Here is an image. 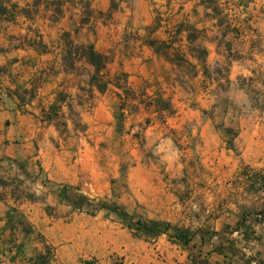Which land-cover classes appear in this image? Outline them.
<instances>
[{"label": "crops", "instance_id": "1", "mask_svg": "<svg viewBox=\"0 0 264 264\" xmlns=\"http://www.w3.org/2000/svg\"><path fill=\"white\" fill-rule=\"evenodd\" d=\"M219 1L213 5L220 7ZM232 1L236 4L229 12L224 10L231 15L230 30L224 21L218 24L209 19L201 23L199 33L206 31L203 40L207 60L218 58L219 50L223 54L221 39L228 42L230 50L225 53L231 54V80H251L252 91L259 98L241 101L243 112L236 117L190 119V131L184 137L189 149L178 151L171 147L169 139L161 140L159 160L167 179L152 181L145 187L149 190L137 193L135 199L147 205V222L165 224L167 233L142 239L118 230L123 239L115 248L111 216L84 218L62 200L63 190L87 197L110 194L112 177L109 169L96 166L89 173L85 165L79 166L81 159L73 157L71 146H66L69 142L59 140L55 122L42 121V110H62L73 101L65 98L64 102H57L63 86L56 83L53 75L41 83L50 79L55 82L46 97L40 95L43 85L33 90L27 112L18 109L16 103L9 108L0 107V159L23 165L24 179L19 190L5 189L3 195L0 192V264H115L113 253L123 259V264H264V0ZM165 2L166 14L153 4L151 22L137 30L126 26L118 35L109 37L111 48L107 50L120 46L130 55L148 52L175 67L136 39L125 38V33L142 37L144 28L153 24L158 14L162 26L154 36L165 39L168 28L173 47L186 48L185 37L175 39L169 22L172 0ZM199 3L194 7L201 6ZM183 4H187L186 0ZM32 51L29 47L27 51L17 49L15 55ZM63 53L60 47L56 54L60 69ZM50 54L46 51L40 55ZM32 68L27 80L30 90L40 76H45L41 67ZM70 74L76 76L72 70ZM78 86L75 85V92L79 91ZM109 88L120 89L109 83L103 93L96 95L105 94ZM109 123L107 118L99 126L110 132ZM220 125H233L235 134L228 137ZM27 172L35 179L32 184L41 194L39 200L27 199ZM42 179L48 182L42 183ZM176 230L187 233V245L169 238Z\"/></svg>", "mask_w": 264, "mask_h": 264}, {"label": "rangeland", "instance_id": "2", "mask_svg": "<svg viewBox=\"0 0 264 264\" xmlns=\"http://www.w3.org/2000/svg\"><path fill=\"white\" fill-rule=\"evenodd\" d=\"M9 1L15 6L12 20L7 24L0 22V107L9 108L16 103L18 109L20 107L27 112V101L32 99L27 94L30 90L27 80L33 66L41 67L45 76H40L32 88L53 75L56 83L62 84L60 95L64 99L73 98V101L67 103L70 104L68 107L51 112L57 124L59 140L70 143L66 146H71L69 150L73 157L81 159L78 165H85L89 173L98 166L109 169L112 177L110 194L85 196L87 200L81 201L79 197L82 194L69 191L62 200L84 218L99 214L111 216L113 244L118 248L123 239L118 230L124 229L133 235L126 228V223L109 212V208L116 206L124 209L133 220L130 224L147 222V205L137 203L135 196L149 190L145 187L152 181L167 179L165 167L159 160L158 150L163 145L161 140L169 139L171 147L178 151L189 149L184 137L190 131V119L236 117L243 112L239 107L241 101L259 98L256 97L259 94L252 91L251 80H231V54L225 53L230 50L225 40L221 39L219 43L225 51L222 54L219 50L218 58H206L201 63L191 58L197 56L191 53L192 46L205 49L203 38L206 31L199 33L201 23L205 24L209 19L218 24L224 21L228 24L227 30H230L231 15L228 10L236 3L220 0V7H216L213 0L211 3L207 0H186V5L184 0H172L169 22L175 39L183 40L185 37L187 47L183 51L195 67L193 69L177 65L170 67L148 52L130 55L120 46L107 50L110 47L109 37L118 35L126 26L137 30L149 24L153 4L159 10L163 8L161 13L166 14V0ZM198 2L201 6L194 7ZM224 10L228 12L224 13ZM67 42L73 45L92 44L98 53L111 55L100 80L109 82L111 86L118 82L122 88H109L105 94L97 96V91L94 93L89 85L91 68L85 63L72 61V57H68L71 61L63 62ZM28 47L34 53H22L20 57L15 55L17 49L27 51ZM60 47L64 51L62 69L56 58ZM46 51L51 54L40 55ZM51 62L52 66L49 65ZM71 70L76 76L70 74ZM52 80L41 84L42 97H46L55 85ZM76 84H79L77 92L74 91ZM237 88L245 92H238ZM155 99L169 102L170 112H154L151 105ZM107 118L110 120V132L99 126ZM222 126H219L221 132L228 137L235 134L233 125ZM22 174L23 165L0 159L1 195L5 189L19 190L20 182L24 180ZM29 175L27 172V199L39 200L41 194L32 184L35 179ZM41 182L48 181L42 179ZM113 255L116 256L115 264H123L117 253Z\"/></svg>", "mask_w": 264, "mask_h": 264}, {"label": "trees", "instance_id": "3", "mask_svg": "<svg viewBox=\"0 0 264 264\" xmlns=\"http://www.w3.org/2000/svg\"><path fill=\"white\" fill-rule=\"evenodd\" d=\"M207 1L211 3L212 0ZM213 3H215V0H213ZM13 8H15V6H13L9 0H0V21H11L13 17ZM161 22L162 20L157 14L155 20L153 21V24L144 28L145 34L142 37L137 36L136 33H125V38L136 39L137 41L141 42L142 46L150 49L155 56L161 58L170 65H177L181 68L186 66V68L192 67L193 69H195V67H193L188 61L186 54L181 46L177 48L173 47L171 30H169L168 28L165 29L164 34L167 35L165 39L154 36L155 32L162 26ZM66 47V55L62 59L63 62H66L67 60L71 61V59H69L68 57H72V61L74 60L75 62L85 63L92 70L89 81L91 89H95L98 93H103L107 89L109 82H103L100 80V78H102L107 65L110 63V56L98 53L92 44L73 45L71 42H67ZM71 49L73 50V53H71ZM191 49V53L197 54L195 59L198 61V63L205 61L207 56V52L205 49L199 46H192ZM180 64H182V66H180ZM1 71L2 69L0 68V73ZM117 83L118 82H116L115 87L122 88L121 85ZM34 89L35 88H32L29 92H27L29 97H34ZM64 100V97L59 94L57 102H64ZM151 107H153V110L155 112H170L171 109L170 103L161 99L153 100ZM54 110L56 109L49 108L48 111L42 110L40 114L42 121L47 124H52L53 119L51 112ZM54 125L57 128V124ZM68 193L69 192L67 190H63L61 192V198L63 199L64 196ZM79 200L86 201L87 198L85 196H80ZM109 212L115 214L123 222H125L126 228L132 232V235L135 238L158 237L159 235L165 234L168 231V226L159 222L149 221L145 223L142 221H136L134 222V224H130V222L133 221L131 217L124 209L120 210V208H117L116 206H112V208H109ZM169 238L175 242H179L185 245H187L190 241L189 236L186 232L177 230L174 231L172 236H170Z\"/></svg>", "mask_w": 264, "mask_h": 264}]
</instances>
